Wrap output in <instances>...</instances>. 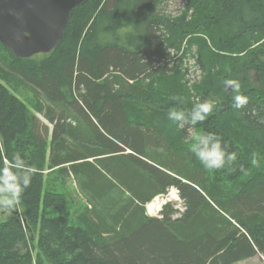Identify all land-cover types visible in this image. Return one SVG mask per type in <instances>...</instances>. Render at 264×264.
I'll use <instances>...</instances> for the list:
<instances>
[{"label":"trees","instance_id":"obj_1","mask_svg":"<svg viewBox=\"0 0 264 264\" xmlns=\"http://www.w3.org/2000/svg\"><path fill=\"white\" fill-rule=\"evenodd\" d=\"M171 1L83 0L56 48L30 58L0 42V169L19 154L18 172L36 170L18 204L23 214L0 218V264L264 258V0H184L177 14L165 10ZM191 37L207 72L194 88L176 79L174 53ZM169 79L175 98L160 88ZM228 79L239 81L244 107L225 91ZM17 86L33 93L36 112ZM203 100L214 107L202 123L168 118ZM37 113L53 125L50 144ZM191 129L221 137L237 161L206 169L190 151ZM45 170L72 178L90 202L78 224L60 195L44 193ZM173 186L184 209L168 202L159 216L147 214V203ZM53 206L60 215L48 216Z\"/></svg>","mask_w":264,"mask_h":264},{"label":"rangeland","instance_id":"obj_2","mask_svg":"<svg viewBox=\"0 0 264 264\" xmlns=\"http://www.w3.org/2000/svg\"><path fill=\"white\" fill-rule=\"evenodd\" d=\"M184 5V0H174L168 3V6L165 8L167 13H172V14H177L179 13V10L181 7ZM198 37L203 38L206 40V44L208 46H212L210 40L208 39L207 36L203 34H199ZM262 40L264 41V36L261 37ZM195 40L196 38H189L186 39L178 53L174 51L175 56L177 61L179 60L178 63V70L176 72V79L177 78H182L184 80V83L187 84L188 87H199L202 85V83L205 81L206 78V70H204L201 66L200 59L202 53L198 52V48L196 46H189V41L190 40ZM191 49V50H189ZM223 53V52H222ZM163 87L164 89H167L168 92L172 93V96L175 98L178 93L179 87L176 84V81L174 79H169L164 81L161 85L160 88ZM14 89V92L18 94L27 104L30 108H32L36 112V105H35V98L33 93L28 89L24 88L22 86H17V87H12ZM225 91L228 93H232L231 88L225 87ZM37 116L42 124H45L49 128V137H48V144H50L52 133H53V125L46 120V118L40 114L37 113ZM197 136V133L195 132L194 129L189 130V141H193L194 137ZM192 143V142H191ZM256 153V152H255ZM259 154V153H258ZM262 154H259L258 157H261ZM257 157V158H258ZM45 176H44V193L50 192L54 194L55 196L60 195L62 197V200H65V208L68 210V214L70 216V222L74 224L79 223V216L83 214V212H86V207H90L91 204L90 202L83 196L81 193L79 187L77 186L76 182L72 179L69 178L67 181L61 179L55 172H51L48 170L44 171ZM173 188H176L175 186L171 187L168 189L167 193L162 194L164 196L169 195L171 190ZM177 189V188H176ZM162 195L157 196V198H160ZM156 199V197H155ZM161 199V198H160ZM152 202V201H151ZM147 203L146 205V212L147 214H152L153 216H156L152 213V211L149 208V204ZM168 203V202H167ZM165 203V204H167ZM174 205L175 208H178L179 210H183V201L180 197L179 194V199H175L171 201ZM163 204V206L165 205ZM20 212L23 214L24 208L22 206H19ZM60 207L58 206H53L47 210V214L50 217H56L60 215L61 210L59 209ZM159 211V210H158ZM157 212V211H155ZM8 214L0 211V218L6 217ZM160 215V214H159ZM158 215V216H159ZM46 263H49L46 261ZM235 264H264V258L260 255H257L255 257L249 258L245 261L235 263Z\"/></svg>","mask_w":264,"mask_h":264},{"label":"water","instance_id":"obj_3","mask_svg":"<svg viewBox=\"0 0 264 264\" xmlns=\"http://www.w3.org/2000/svg\"><path fill=\"white\" fill-rule=\"evenodd\" d=\"M83 0H0V42L19 58L52 52ZM15 211L19 213L18 205Z\"/></svg>","mask_w":264,"mask_h":264},{"label":"clouds","instance_id":"obj_4","mask_svg":"<svg viewBox=\"0 0 264 264\" xmlns=\"http://www.w3.org/2000/svg\"><path fill=\"white\" fill-rule=\"evenodd\" d=\"M225 87L231 88L237 93L233 97L234 105L237 108L244 107L247 103V97L238 94L240 83L234 79L224 81ZM214 104L211 100L197 101L189 113L183 109L172 108L169 110L168 118L179 122L181 126H195L202 123L206 117L211 114ZM2 149V145H0ZM190 151L199 159L201 164L208 170H219L226 165L231 166L237 161V154L228 151V146L222 143V138L215 133L207 132L194 137V143L191 144ZM253 154L252 164L258 165V160ZM20 158L17 154L7 164L4 163L0 169V210L10 211L19 204L24 189L31 183V176L35 173V168L24 166L19 172L16 170V160ZM243 170V165L240 166ZM26 177V178H25Z\"/></svg>","mask_w":264,"mask_h":264},{"label":"built area","instance_id":"obj_5","mask_svg":"<svg viewBox=\"0 0 264 264\" xmlns=\"http://www.w3.org/2000/svg\"><path fill=\"white\" fill-rule=\"evenodd\" d=\"M160 198H161L165 203H167V202H171V201H173V200H175V199H179V190L176 189V188H173V189L171 190V192L169 193V195H166V196L162 195ZM160 212H161V210H159V211H157V212H152V213H153L154 215L158 216V215L160 214ZM151 215H152V214H151Z\"/></svg>","mask_w":264,"mask_h":264},{"label":"bare ground","instance_id":"obj_6","mask_svg":"<svg viewBox=\"0 0 264 264\" xmlns=\"http://www.w3.org/2000/svg\"><path fill=\"white\" fill-rule=\"evenodd\" d=\"M163 204H165V202L162 199L156 197V199L154 198L149 204V208L152 212H155L160 210Z\"/></svg>","mask_w":264,"mask_h":264},{"label":"flooded vegetation","instance_id":"obj_7","mask_svg":"<svg viewBox=\"0 0 264 264\" xmlns=\"http://www.w3.org/2000/svg\"><path fill=\"white\" fill-rule=\"evenodd\" d=\"M0 211L2 212V214L7 213V211H5V210H0Z\"/></svg>","mask_w":264,"mask_h":264}]
</instances>
